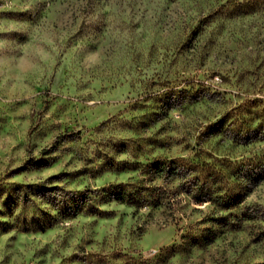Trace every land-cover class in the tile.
<instances>
[{"label": "rangeland", "instance_id": "374dc122", "mask_svg": "<svg viewBox=\"0 0 264 264\" xmlns=\"http://www.w3.org/2000/svg\"><path fill=\"white\" fill-rule=\"evenodd\" d=\"M174 157L242 201L103 194ZM0 264H264V0H0Z\"/></svg>", "mask_w": 264, "mask_h": 264}, {"label": "trees", "instance_id": "16d2710c", "mask_svg": "<svg viewBox=\"0 0 264 264\" xmlns=\"http://www.w3.org/2000/svg\"><path fill=\"white\" fill-rule=\"evenodd\" d=\"M223 125V119L215 121L209 127V131L211 133L218 132ZM234 136L242 137L237 135V133ZM197 168L194 163L185 158L158 159L148 163L141 173L142 176L138 179L111 183L103 189V194L105 197L124 201L137 207L144 205L150 211L159 207L173 209L177 203L182 201V194L187 196L188 201L191 203L202 204L209 202L218 205L224 210L242 201L244 195L229 192L223 188L222 184L210 183L205 175L201 179L196 172ZM233 170L247 184H253V182L263 176V170L256 169L246 163H239ZM154 178L172 181L175 184L171 188H165L153 183ZM226 215V213L222 214L221 217ZM198 231V229L188 231L184 235L185 240L203 238V231L200 233Z\"/></svg>", "mask_w": 264, "mask_h": 264}]
</instances>
